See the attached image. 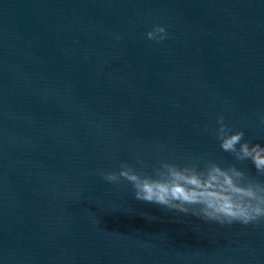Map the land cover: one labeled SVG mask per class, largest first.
Instances as JSON below:
<instances>
[{
    "label": "water",
    "instance_id": "obj_1",
    "mask_svg": "<svg viewBox=\"0 0 264 264\" xmlns=\"http://www.w3.org/2000/svg\"><path fill=\"white\" fill-rule=\"evenodd\" d=\"M260 112L264 0H0V264H264V221L206 223L99 174L233 163L217 115L264 144Z\"/></svg>",
    "mask_w": 264,
    "mask_h": 264
},
{
    "label": "clouds",
    "instance_id": "obj_2",
    "mask_svg": "<svg viewBox=\"0 0 264 264\" xmlns=\"http://www.w3.org/2000/svg\"><path fill=\"white\" fill-rule=\"evenodd\" d=\"M145 36L160 43L167 39L166 26L153 25ZM256 118L264 125V112L257 113ZM208 131L205 125L202 132ZM212 134L220 151L229 154L233 163L200 156L182 164L160 160L146 171L120 162L118 170L99 174L108 184L119 186L126 182L135 200L192 215L206 223L248 226L264 221V181L237 166L249 162L257 177L264 176V144L245 139V132L233 129L222 114L217 115Z\"/></svg>",
    "mask_w": 264,
    "mask_h": 264
}]
</instances>
